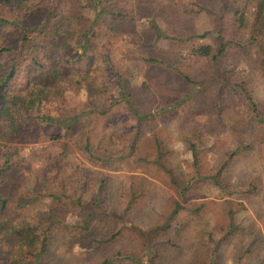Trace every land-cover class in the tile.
I'll use <instances>...</instances> for the list:
<instances>
[{
  "label": "trees",
  "instance_id": "obj_1",
  "mask_svg": "<svg viewBox=\"0 0 264 264\" xmlns=\"http://www.w3.org/2000/svg\"><path fill=\"white\" fill-rule=\"evenodd\" d=\"M67 1L72 3L77 13L67 9ZM2 2L0 246L9 242L18 245V251L8 264H56L49 260V254L54 241L60 237L65 238V248L74 254L73 264H115L118 256L122 257L118 258L116 264H146L145 251L150 253L147 264H154V259L162 255V249L155 243H141L139 255H126L116 244L121 238L116 236L121 233L122 226L119 221L115 227L114 218L125 214L122 207L125 200L122 199L126 197L129 188L122 186L119 201L117 198L114 202L110 201L111 192L109 195V189L106 188L110 173L102 174L80 160L74 163L68 172L75 175L71 182V189L75 190L72 194L79 195L74 198L75 202H72V196L62 187L53 193L43 191L42 188L34 191L23 186L29 175L31 161L35 162L37 155L45 150L42 146L38 149L34 144L59 142L78 127L83 115L80 112L64 120L38 115V107L46 96L45 90L38 89L37 83L40 80L50 85L58 78L62 81L83 80L90 89L96 80L89 81L85 73L88 70L84 65L89 64L95 56H104L101 61L105 68V78L111 75L115 85H120L122 96L117 103L130 118L123 133V136H128V144L122 152L99 150L98 144L92 142L93 134L88 132L79 147L82 154L86 158L99 160H108L115 155L127 157L139 141L143 119L161 118L162 113L170 111L176 117H182L179 113L183 112L181 123L205 116L207 121L200 125L209 124V121L213 124L217 122L214 125L217 130L209 132L211 136L218 135L216 132H224L225 136L233 138V149L220 152L221 158L225 154V160H220L221 163L215 166L216 173L212 178L218 177L219 173L225 171L229 163L227 159L230 160L240 150L252 148L256 142L258 146L264 142V112L259 110L254 101L251 87L256 79H264V0H186L180 4L188 27L184 35L177 34L173 27L169 30L164 28L157 21L154 7L149 13L138 12L139 3L133 0ZM202 10H206L212 26L206 31L197 32L192 26V17ZM33 15L39 19H33ZM141 18H145L150 25L152 40L143 44L144 50L149 53L148 58L153 57L155 60L154 57H158L159 68L175 71L182 80V98L175 103L151 101L146 98L145 90L133 91L132 87L123 82L124 76L119 69L108 60L109 55H99L105 45L116 42L120 36L133 35L135 23ZM162 41L170 46L162 48ZM203 60L207 64L205 67ZM241 65L243 68H240ZM50 66L55 69L46 72ZM22 73H25L28 85L33 83L27 93L14 88V83ZM163 88L161 81L160 89ZM240 102L249 108L244 121L233 115L235 113L236 116ZM110 105L106 103L100 110L92 106L88 112L102 115ZM225 115L229 116L227 122H224ZM198 129L199 126L190 129L192 135L186 145V149L191 152L197 175L201 158ZM107 151L112 154H106ZM69 178L73 179L71 175ZM219 185L225 188L224 184ZM46 194L52 198V204L48 208L40 206L36 209V198ZM84 197H87L86 201ZM58 203L61 204L59 207ZM70 203L77 208H72ZM179 208L181 205L175 203L171 215H176ZM24 212L32 215L30 219H24ZM69 215L72 221L67 220ZM229 218L226 221L231 232L232 221ZM97 220L99 223L95 225ZM258 240L255 233L250 235L247 252L256 251L253 245ZM174 244L170 243L171 248ZM261 244H258L257 250ZM173 248H177V245ZM214 248L209 251L211 262L216 254L217 247Z\"/></svg>",
  "mask_w": 264,
  "mask_h": 264
},
{
  "label": "rangeland",
  "instance_id": "obj_2",
  "mask_svg": "<svg viewBox=\"0 0 264 264\" xmlns=\"http://www.w3.org/2000/svg\"><path fill=\"white\" fill-rule=\"evenodd\" d=\"M137 1L138 12L149 13L154 7L157 21L164 28L169 30L173 27L177 34L184 35L188 27L180 4L186 0H133ZM66 7L70 12L77 13L72 3L67 1ZM0 10H3L2 0ZM32 18L39 19L36 15ZM192 26L197 32L211 28L206 10L195 13ZM151 40L150 25L145 18H141L135 23L133 35L120 36L116 42L105 45L99 55H109L108 60L119 69L124 76L123 82L133 91L145 90L146 98L151 101L175 103L182 98V80L175 71L159 68L158 57H154L155 60L153 57L148 58L149 53L144 50L143 44ZM160 46L166 49L170 45L162 41ZM102 58L95 56L89 64L84 65L88 70L85 73L89 81L96 80L90 89L83 80L62 81L58 78L50 85L38 81V89L45 90L46 96L38 107V115L59 117L62 120L80 112L83 115L78 127L59 142L34 144L38 149L42 146L45 150L37 155L35 162L31 161L29 175L23 186L34 191L42 188L53 193L62 187L75 202V197L79 196L77 193L73 195L75 190L71 189L75 175L68 171L80 160L102 174L110 173L111 178L106 187L109 195L111 192L110 201L118 199L122 186L129 188L122 199L125 200L122 205L125 214L114 218L115 227L119 221L122 226L121 233L116 236L121 238L116 244L126 255H139L141 243H155L162 249V255L154 259V264H264V142L261 146L256 142L252 148L240 150L230 160L227 159L229 163L225 171L212 178L216 173L215 166L221 163L220 160H225V154L221 158L220 152L233 149V138L225 136L224 132H216L218 135L211 136L209 132L217 130L214 127L217 122L213 124L209 121V124L200 125L207 121L205 116L181 123L183 112L179 113L182 117H176L170 111L162 113L161 118L142 120L139 141L129 156L115 155L108 160L86 158L79 147L88 132L93 134L92 142L98 144L99 150L122 152L128 144V136H123V133L130 118L117 103L122 96L121 87L115 85L111 75L105 78ZM203 64L207 66L204 60ZM54 69L52 66L47 67L46 72ZM26 79L25 73H22L14 83V88L27 93L33 83L28 85ZM161 81L163 89H160ZM251 87L254 101L259 110L264 112V79H256ZM106 103L111 105L105 114L88 112L92 106L100 110ZM248 114V106L241 102L236 116L233 113L234 117L242 121ZM223 117L224 122H227L229 116ZM198 126L201 157L200 166L197 167L199 175L195 173L191 152L186 149L192 135L190 129ZM108 153L112 154L110 151ZM119 174L122 176L118 177ZM201 177H205L204 180ZM220 183L225 185L224 189L220 188ZM51 199L47 194L38 197L34 207L48 208L52 204ZM177 202L181 208L172 216ZM60 205L58 203L57 207ZM70 206L73 208L74 204L70 203ZM31 216L29 212H24V219L28 220ZM227 218L232 221L231 232ZM67 220L72 221V216H67ZM98 223V220L95 221V225ZM254 233L259 237L258 243L253 245L256 251L247 252L249 237ZM260 242L262 244L257 250ZM170 243H175L172 248ZM65 244L63 237L54 241L49 254L52 263L73 264L74 254L65 248ZM175 245L177 248H173ZM215 246L216 254L211 262L209 251L215 250ZM163 250L166 251L163 253ZM17 251L18 245L13 242L0 246V264H8ZM149 254L148 251L144 253L146 264L149 263ZM118 258L116 262H119Z\"/></svg>",
  "mask_w": 264,
  "mask_h": 264
}]
</instances>
